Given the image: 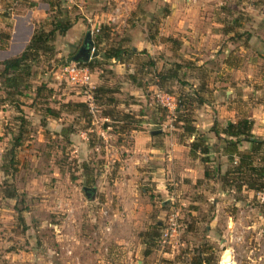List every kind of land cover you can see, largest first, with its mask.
I'll return each mask as SVG.
<instances>
[{"label":"rangeland","instance_id":"1","mask_svg":"<svg viewBox=\"0 0 264 264\" xmlns=\"http://www.w3.org/2000/svg\"><path fill=\"white\" fill-rule=\"evenodd\" d=\"M74 1H80L82 9ZM85 2L0 0V70L3 60L20 54L31 29L49 30L52 23L67 18L75 24L66 35L56 33L54 45L49 42L51 49L39 51L35 61L29 60L17 83L0 78V208L10 207L3 193L12 186L17 188L16 180L18 184L27 180L35 188L31 198L28 191L17 188L16 223L7 219L0 222V228L7 231L11 227L15 235L24 234L28 226L20 218L22 211L29 212L33 200L63 190L71 197L74 210L70 218L68 212L49 214L51 206L49 213L40 214L44 220L63 223L60 230L51 225L36 229L38 224L29 221L35 235L47 231L54 233L53 237L61 235L54 242L55 251L29 264H96L103 258L108 259L107 264H218L225 251L234 264H264V189L251 190L245 185L236 189L235 182L241 185L248 177L234 171L235 162L224 155L210 154L209 167L215 157L221 175L229 169L225 182L221 176L204 178L205 164L200 157L190 156L193 136L186 133L183 123L186 116L194 125L199 112L189 103L193 88L185 77L191 67L165 59L166 47L178 51L176 39L167 41L159 35L169 5L163 0H143L131 16V29L121 31L120 26L111 31L107 25L98 26L101 34L95 51L100 55L104 49L122 46L135 47V52L126 50L119 61L98 54L89 66L90 82L76 86L60 76L59 69L72 60L86 32L96 25L84 16L86 10H92ZM218 7L228 30L220 40V50L227 49L226 75H231V67L251 75L246 78L248 89H259L254 97L262 99L247 98L251 105L259 103L252 133L264 139V0H219ZM142 38L148 40L145 48L133 46ZM174 71L179 77H171ZM236 83L233 85L242 90ZM130 123L136 125L135 130L128 128ZM65 129L68 133L63 134ZM12 137H17V142ZM134 137H150L154 145L161 143L162 137H174L188 150H176L175 165L169 167L159 153L156 159V151L147 155V160L140 153V162L134 159L135 166L128 171L126 159ZM15 142L18 146L14 149ZM209 143L219 146L215 137L213 142L209 137ZM248 148L247 142L240 146L243 151ZM257 157L254 164L264 169V146ZM66 181L75 185L74 192L64 189ZM128 184L136 188L141 200L123 205L118 195L127 197ZM83 186L95 187V198L102 201L86 202ZM99 189L107 192L108 199L105 192L98 195ZM85 215L87 220H82ZM82 235L80 244L76 237ZM8 239L13 240V235ZM2 249L0 246V264H11Z\"/></svg>","mask_w":264,"mask_h":264},{"label":"crops","instance_id":"2","mask_svg":"<svg viewBox=\"0 0 264 264\" xmlns=\"http://www.w3.org/2000/svg\"><path fill=\"white\" fill-rule=\"evenodd\" d=\"M163 2L164 5H169V13L163 19V26L160 28L162 31L159 35L164 36L167 41L169 38L176 39V44H178V46L175 47V49L178 48V51L176 52L174 49L166 47L164 52H166L167 57H165V59L175 63L185 62L192 69L187 77H185V80L188 87L193 88V93H191L192 97L189 102L190 107L199 112L198 115H196L195 127L197 129H203L202 132L208 133L211 142H213L215 136L209 132V129L214 121L218 122L220 125H225L229 121L236 122L240 117L247 116L253 120V126L255 127V120L256 117H258V114L255 113L258 111V109H255V105H259V103L255 102L251 105L249 101H247V98L252 99V97L255 96L254 94L259 92V89H248L249 85L246 84V78H251V75L246 72L244 74L239 68L231 67V75L228 77L226 75L224 58L227 49L220 50V40L226 36L228 30L226 31L225 29L223 10L220 11L221 9L218 7L219 0H163ZM195 2L197 4H195ZM74 4L82 9L80 1L79 3L74 1ZM84 4H88L86 8L92 9L91 11L86 10L84 16L90 20V22H95L94 24L96 25L94 26H102V28H104L107 25L111 31H114L115 29L117 30L121 26V31H123L125 28H132L131 24L133 21L131 20V16L136 15V11L142 6L143 0H86ZM227 9L232 10L229 6ZM73 24L68 32H71L75 28V24ZM32 34L33 29L30 30V34L24 41V45H22L23 47L19 51L20 53L25 48ZM59 42L60 39L57 37L55 41L57 50L60 49ZM147 43L148 40L142 38L137 43H133V46L140 44L142 48H145ZM161 47L165 48L163 47V44ZM157 59L159 58L156 57V60ZM177 77L179 76L177 75ZM241 78H244L243 82L241 81ZM234 82H237L236 85H240L242 90L235 87L233 85ZM226 86L228 87L226 88ZM248 90H250L251 93H248ZM255 100L260 101L262 99H259L257 95ZM261 106L263 105H260V107ZM254 129H252L253 132ZM151 140L150 137H134V145L131 150V155L126 160L133 161L136 159L137 162H140V153L146 155L145 160H147V158H149L147 155H154V152L156 151V159L160 158V156H158L159 153L161 158L166 160L167 167H169L175 165L174 155H176V150H183L184 153L188 150V148L180 144L174 139V137H162L161 143L156 145L150 143ZM153 157L155 158V156ZM128 161L127 170L129 171L132 166H135V161L132 163ZM165 172L167 173L168 171ZM18 181L19 180H16L17 188L28 191L29 193H26V195L31 194L27 195L28 198H31L30 196L32 195L34 196L32 191H35V188L30 186L27 180L20 184H18ZM63 185L64 189H67L68 191L75 190V185H72L70 182L66 181ZM130 185L131 184H128L127 186V194H125L127 197L125 199L123 198V195H118L119 200L123 205H126V203L128 205L129 201L130 203L136 204L141 200V197L137 196L136 188L131 187ZM17 188L16 190L19 192L20 190ZM62 191L55 190V192L51 193L49 197H42L38 200H33L34 204H29L31 210L29 212L22 211L23 215H20V218L25 219L26 225L28 226V228L26 227L27 231L24 232V234L15 235V231L12 230L11 227L7 231L3 227L2 229L0 228V246H3L1 252L5 254L6 258L11 259V264H29L38 256L39 260H43L44 257H48L50 251H55L54 242L59 240L57 237H61V235L56 234V237H53L54 233L49 234L48 231L45 233L39 232V235H35L32 228L29 227V221L34 220V222L38 224L36 229L42 230L45 225H51L52 228H59L60 230L63 223H52L49 219L44 220L40 214L48 212V206H51V209H49L50 213L48 212L49 214L53 215L58 212L64 214L65 212H68L66 217L69 216L70 218L74 206H72L69 194L67 195ZM102 192H105V200L108 199L107 192L102 191V189L98 190V195H102ZM70 196H73V193L70 194ZM95 197L92 200L86 199V202H98L100 197ZM4 198L9 202L10 207L5 208V205H3V207L0 208V222H5V220L8 219L9 222L16 223L18 214L16 208L18 206L17 199L8 197ZM79 199L80 198H76L75 201ZM100 200L102 201V199ZM27 201L29 203L31 200L29 199ZM5 210L8 214H4ZM89 211L90 210H87V212ZM81 212L80 215H83L84 212ZM87 214L88 216L92 215L91 213ZM84 218L87 220L86 215L82 217V220ZM82 220L80 221L79 219L80 225L83 222ZM14 228H16L15 224ZM57 231L58 230L54 232L58 233ZM11 234L13 235V240L8 239ZM105 236L106 235H104V238ZM76 238H78V242L82 244L84 235ZM47 263L48 262H46V264ZM102 263L107 264L108 259L103 258V260H97L96 262V264Z\"/></svg>","mask_w":264,"mask_h":264},{"label":"trees","instance_id":"3","mask_svg":"<svg viewBox=\"0 0 264 264\" xmlns=\"http://www.w3.org/2000/svg\"><path fill=\"white\" fill-rule=\"evenodd\" d=\"M167 10V9H166ZM167 13V12H166ZM73 22L70 19H64L61 21H55L52 23L49 30L38 29L34 30L32 36L30 37L25 48L18 56H14L2 61V69L0 70V78H4L9 81V83H17L20 80V75L23 73V70L29 60L35 61L37 59V52L45 51L51 49L54 45V38L56 33L60 35L65 34L71 27ZM101 34V28L99 27V33L94 37V43L98 42V39ZM52 42V43H51ZM126 47L122 46L121 48H109L104 49L101 55L95 51L94 57L84 62V64L89 68V66L94 65V60L99 55L102 58L113 59L116 61L121 60L122 55L135 52V49L132 47L130 49H125ZM127 50V51H126ZM143 52V51H141ZM99 54V55H98ZM71 59V58H69ZM30 67V65H27ZM90 70V68H89ZM26 75L29 72H24ZM172 78H177V74L172 72ZM39 90V89H38ZM50 114H53L51 109H48ZM111 118V116H109ZM182 120V119H179ZM128 126L129 129L135 130L136 125ZM184 129L189 136H193V140L189 143V153L191 157H200L201 161L205 164L203 170V176L206 179L212 178L214 176H221V181L225 182L228 180V175L231 174V171L228 169L226 172L221 175L220 173V162L215 161L216 158L211 159L212 167H209L210 163V154L219 153V155L226 156L230 161L235 162L233 170H240L246 173L248 179L245 181H240L241 185L235 182L234 186L236 189H240L243 185L251 190L262 191L264 189V169L256 166L254 163L256 161L257 154L259 150L264 146V139H259L255 137L252 133L253 120L247 116L240 117L236 122H228L225 125H220L218 122L214 121L213 125L209 129V132L212 133L216 141L219 143V146H216V143L210 145L209 136L204 132H200L196 129L189 119H184ZM68 132L65 131L63 134ZM13 138V137H12ZM15 141L17 137H14ZM17 142V141H16ZM15 142V143H16ZM243 142L249 143V148L246 151L240 149V146ZM17 143L12 147L16 148ZM12 163L17 164L14 159H11ZM83 165L84 170L87 169ZM5 174V168L2 169ZM84 172V176H87ZM253 181L251 177L254 178ZM260 180L261 183H258L257 180ZM233 182V179L232 181ZM17 190L15 186H12L11 189L4 191L3 196L8 198H17ZM147 235L146 233H141V236Z\"/></svg>","mask_w":264,"mask_h":264},{"label":"built area","instance_id":"4","mask_svg":"<svg viewBox=\"0 0 264 264\" xmlns=\"http://www.w3.org/2000/svg\"><path fill=\"white\" fill-rule=\"evenodd\" d=\"M66 2H71L72 0H63ZM99 33V27L95 26L90 30L91 40H92V48L90 51V58L94 57L95 53V43H94V37ZM60 76H63L66 81H69L71 84L76 86H83L90 82L92 73L89 70V68L84 64L82 61H68L62 64V66L59 69ZM102 214L105 215L106 211L102 210ZM107 227L106 229H108ZM218 264H228L226 262L221 260Z\"/></svg>","mask_w":264,"mask_h":264},{"label":"water","instance_id":"5","mask_svg":"<svg viewBox=\"0 0 264 264\" xmlns=\"http://www.w3.org/2000/svg\"><path fill=\"white\" fill-rule=\"evenodd\" d=\"M91 48H92L91 35H90V31H87L82 45L79 47L78 51L72 57V60L82 61V62L88 61L90 58ZM82 190L87 199L89 200L94 199L96 193L95 187L83 186Z\"/></svg>","mask_w":264,"mask_h":264},{"label":"bare ground","instance_id":"6","mask_svg":"<svg viewBox=\"0 0 264 264\" xmlns=\"http://www.w3.org/2000/svg\"><path fill=\"white\" fill-rule=\"evenodd\" d=\"M222 261L228 264H234V261L232 260L228 251H225L224 255L222 256Z\"/></svg>","mask_w":264,"mask_h":264}]
</instances>
